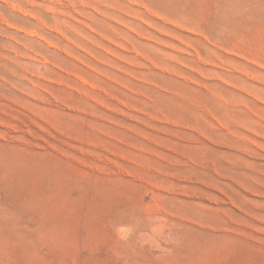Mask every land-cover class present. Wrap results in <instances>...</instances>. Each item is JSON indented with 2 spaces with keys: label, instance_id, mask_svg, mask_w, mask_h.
Here are the masks:
<instances>
[{
  "label": "rangeland",
  "instance_id": "rangeland-1",
  "mask_svg": "<svg viewBox=\"0 0 264 264\" xmlns=\"http://www.w3.org/2000/svg\"><path fill=\"white\" fill-rule=\"evenodd\" d=\"M0 264H264V0H0Z\"/></svg>",
  "mask_w": 264,
  "mask_h": 264
}]
</instances>
